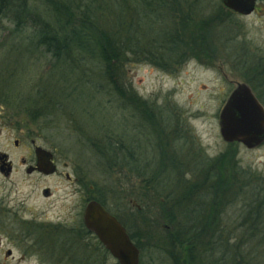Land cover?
I'll return each instance as SVG.
<instances>
[{
	"label": "rangeland",
	"instance_id": "obj_1",
	"mask_svg": "<svg viewBox=\"0 0 264 264\" xmlns=\"http://www.w3.org/2000/svg\"><path fill=\"white\" fill-rule=\"evenodd\" d=\"M187 1L192 5L182 1L184 10L209 20L205 34L196 32L166 55L157 20L140 25L135 35L144 49L127 48L113 71L125 97L97 60L57 62L42 48L27 50L26 37L0 20V136H40L39 143L82 174L85 191L92 185L127 227L146 231L150 250L164 255L158 254L160 264H264V141L253 149L226 143L218 125L238 83L250 86L264 106V0L248 16L219 0ZM219 6L225 14L217 17ZM99 9L104 27L116 31L107 5ZM166 26L171 31L172 21ZM109 145L117 151L110 163L102 156ZM165 229L217 233L195 234L194 243H179L170 253Z\"/></svg>",
	"mask_w": 264,
	"mask_h": 264
},
{
	"label": "flooded vegetation",
	"instance_id": "obj_2",
	"mask_svg": "<svg viewBox=\"0 0 264 264\" xmlns=\"http://www.w3.org/2000/svg\"><path fill=\"white\" fill-rule=\"evenodd\" d=\"M39 139L0 136V264H120L96 233L85 226L84 210L90 201L99 203L124 228L138 250V264H158V254L162 253L150 250L146 231L127 227L121 214L109 210L94 195L92 185L85 191L82 174L61 162L57 151L39 143ZM52 207L54 211L50 212ZM165 230V237L172 243L170 253L179 251V243L196 241L195 237H179L217 233L211 229ZM209 250L206 253L210 259Z\"/></svg>",
	"mask_w": 264,
	"mask_h": 264
},
{
	"label": "trees",
	"instance_id": "obj_3",
	"mask_svg": "<svg viewBox=\"0 0 264 264\" xmlns=\"http://www.w3.org/2000/svg\"><path fill=\"white\" fill-rule=\"evenodd\" d=\"M182 1L192 5L187 0H38V3L36 0H0V20L9 22L17 34L26 37L28 42L23 46L27 50V46L30 50L42 48L44 53L51 55L57 62L73 56L97 60L104 66L110 84L125 97L127 91L118 85L119 79H114L113 71L118 69L127 48L133 53L138 52V47L144 49L135 35L140 25L145 27V23L157 20L165 31L166 22L172 21L171 31L157 33L161 45L166 49V55L188 45L196 32L205 34L208 26L206 22L209 20H197L195 14L198 11L194 14L188 8L184 10ZM100 4L107 5V18H110L111 27L116 31H110L111 28H105L101 22L102 17H99L98 12ZM110 4H116L117 11H109ZM224 12L220 7L214 15L220 17ZM200 23L203 25L199 26ZM146 51L148 55L154 56L149 49ZM141 54L145 55L144 51ZM247 80L251 82V79ZM135 100L130 93V101ZM143 105L148 106L145 102ZM117 150L123 151L119 147ZM105 152L109 154L102 156H106L108 163L116 160L117 151H113L110 145ZM224 161L230 164L227 159ZM199 223L200 227H208L203 225L205 220L200 219ZM184 236L189 238L196 235Z\"/></svg>",
	"mask_w": 264,
	"mask_h": 264
},
{
	"label": "water",
	"instance_id": "obj_4",
	"mask_svg": "<svg viewBox=\"0 0 264 264\" xmlns=\"http://www.w3.org/2000/svg\"><path fill=\"white\" fill-rule=\"evenodd\" d=\"M219 1L232 12L248 16L254 12L258 0ZM218 125L226 143H240L247 149H253L264 141V106L250 86L238 83L230 92L218 114ZM38 155L41 156L40 153ZM84 223L120 264H138V250L128 239L124 228L96 201L86 205Z\"/></svg>",
	"mask_w": 264,
	"mask_h": 264
}]
</instances>
